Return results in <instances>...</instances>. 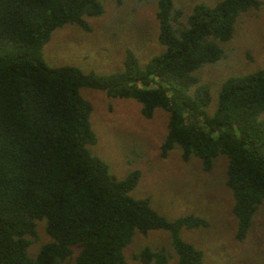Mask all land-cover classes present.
I'll return each instance as SVG.
<instances>
[{"label": "trees", "instance_id": "1", "mask_svg": "<svg viewBox=\"0 0 264 264\" xmlns=\"http://www.w3.org/2000/svg\"><path fill=\"white\" fill-rule=\"evenodd\" d=\"M260 0H219L193 5L185 22L172 0H157L158 41L164 50L141 66L130 50L123 68L109 74L84 73L73 65L46 64L42 47L51 32L66 23L84 30V16H99V0H0V264H127L123 248L135 230L165 229L176 252L175 264H203L201 250L180 237L181 227L205 226L199 216L167 219L149 198L129 192L138 171L123 179L92 155L96 140L90 127L91 104L80 87L110 97L133 98L150 118L167 111V133L160 145L165 156L174 146L181 157L200 158L210 169L218 154L227 157L225 183L233 195L241 240L264 200V64L226 77L209 114V88L193 74L222 55L219 41L231 38L241 11ZM173 21V22H172ZM44 219L51 240L30 258L36 220ZM138 259L164 264L161 250L144 247ZM259 264H264L263 262Z\"/></svg>", "mask_w": 264, "mask_h": 264}, {"label": "rangeland", "instance_id": "2", "mask_svg": "<svg viewBox=\"0 0 264 264\" xmlns=\"http://www.w3.org/2000/svg\"><path fill=\"white\" fill-rule=\"evenodd\" d=\"M99 1L103 13L84 16L90 30L66 23L51 32L42 47L47 65H73L84 73L109 74L123 68L126 50L133 52L141 66L164 50L158 41L157 0ZM217 1L172 0V4L181 11L178 21L185 22L195 3L212 6ZM260 1L257 8L238 14L229 40L218 42L221 57L193 72L199 83L209 88L211 99L205 107L209 114L216 107L217 93L226 77L253 72L264 64V0ZM79 93L92 107L89 123L96 140L88 145L90 153L100 158L117 179L138 171L137 183L129 194L133 198L148 197L151 206L167 219L193 214L207 222L205 226L181 227L179 231L183 240L201 250L203 264L263 262L264 200L253 213L245 237L236 239L234 199L225 183L228 161L225 155L218 154L208 170L195 155L183 159L178 145L162 156L160 145L167 133V111L157 107L146 118L141 113V104L133 98L110 97L93 87H80ZM259 118L264 119V112ZM35 229L36 236L31 237L27 249L30 258L51 240L44 219L36 220ZM144 247L162 249L167 256L164 264L177 261L170 233L165 229H150L146 233L135 230L123 248L126 263L144 264L137 257ZM65 263L72 264V260Z\"/></svg>", "mask_w": 264, "mask_h": 264}]
</instances>
